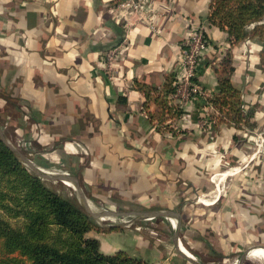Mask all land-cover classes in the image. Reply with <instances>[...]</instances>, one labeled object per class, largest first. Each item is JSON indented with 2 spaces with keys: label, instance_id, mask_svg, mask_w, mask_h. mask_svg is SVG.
I'll return each mask as SVG.
<instances>
[{
  "label": "crops",
  "instance_id": "0c3cea01",
  "mask_svg": "<svg viewBox=\"0 0 264 264\" xmlns=\"http://www.w3.org/2000/svg\"><path fill=\"white\" fill-rule=\"evenodd\" d=\"M123 2L0 0V131L33 138V162L77 178L82 202L180 214L163 218L179 223L180 249L193 259L176 248L174 225L169 240L135 217L89 234L105 254L264 264V38L232 41L210 22L211 0H146L143 17ZM195 28L210 48L193 89L177 96L181 49ZM226 66L239 115L234 97L221 103Z\"/></svg>",
  "mask_w": 264,
  "mask_h": 264
},
{
  "label": "trees",
  "instance_id": "16d2710c",
  "mask_svg": "<svg viewBox=\"0 0 264 264\" xmlns=\"http://www.w3.org/2000/svg\"><path fill=\"white\" fill-rule=\"evenodd\" d=\"M209 20L226 30L234 42L246 39L249 34L262 39L264 0H211ZM228 72L229 69L224 70L227 74L220 80L221 103L227 104L234 97L231 106L239 115V98ZM51 182L61 181L45 179L30 170L0 135V264H145L124 251L102 252L99 239L89 234L120 227H103L86 210L75 191L70 194L56 190ZM132 204L108 199L102 206L104 210H114L117 205L127 210ZM144 208L159 207L145 205ZM151 228L157 236L158 229ZM166 231L172 233L170 224Z\"/></svg>",
  "mask_w": 264,
  "mask_h": 264
},
{
  "label": "built area",
  "instance_id": "2783aa9c",
  "mask_svg": "<svg viewBox=\"0 0 264 264\" xmlns=\"http://www.w3.org/2000/svg\"><path fill=\"white\" fill-rule=\"evenodd\" d=\"M145 1L146 0H125V2H123L120 5V7L122 11L132 10L135 13L141 14L143 17L145 15V11L146 10L149 11V4H146ZM142 17L140 16V18ZM147 20L149 21V19ZM150 25H152V27H155L154 23H151ZM209 48H210V45L207 39L205 38L204 32L202 31V29L200 28L191 29L181 49L179 73L177 76V82L175 83V91H174L175 95L185 96V95H188L187 93H189L193 89L192 79L194 78L196 74V68H197L198 62ZM116 53H117L116 50H111L107 54L108 61L110 64L115 58ZM111 76H112V73H111ZM195 88L196 87L194 86V89ZM260 139L264 141V137L260 136ZM17 146L20 149H24L26 151L36 149L33 138L19 139V143H17ZM42 169H45V168H42ZM45 170L49 172H53V173L61 172V171L58 172L54 169H53L54 171L49 170V169H45ZM147 219L151 220L152 218H147ZM125 222L130 223V219H126ZM172 222H173V225L175 226V222L174 221Z\"/></svg>",
  "mask_w": 264,
  "mask_h": 264
},
{
  "label": "water",
  "instance_id": "95a60500",
  "mask_svg": "<svg viewBox=\"0 0 264 264\" xmlns=\"http://www.w3.org/2000/svg\"><path fill=\"white\" fill-rule=\"evenodd\" d=\"M1 137L7 142V144L18 154V156L27 164L32 171H34L36 174L39 176L45 178V179H50V180H57L55 176H52L48 174V172L42 170L39 166H37L31 159L26 158L24 154L22 153L21 150H19L17 147H15L10 141L6 138V136L0 131ZM53 174V173H52ZM63 174L62 176H65L66 180H62L61 182L63 183H79L78 179L75 177H72L66 173H59ZM70 185V184H68ZM84 197V196H83ZM86 210L90 212L97 220L105 219L106 218H116V217H135L136 219H147V218H157V217H166V218H180V214L171 211V210H143V211H137V210H101L98 213H93L86 205L85 202H83ZM175 233H174V242L176 245V248L182 252L180 249V244H179V223H175ZM183 255L192 260L193 258L189 256L188 254H185V252H182Z\"/></svg>",
  "mask_w": 264,
  "mask_h": 264
},
{
  "label": "rangeland",
  "instance_id": "374dc122",
  "mask_svg": "<svg viewBox=\"0 0 264 264\" xmlns=\"http://www.w3.org/2000/svg\"><path fill=\"white\" fill-rule=\"evenodd\" d=\"M8 139H10V138H8ZM10 141V143H12L15 147H17L19 150H21L22 151V153L24 154V156L26 157V158H29V159H31L32 161H34V157L33 156H31V154H29V152H27L26 150H24V149H20L18 146H17V143H19V140L18 139H16L15 137L13 138V140H9ZM26 151V152H25ZM35 162V161H34ZM27 165V164H26ZM28 166V165H27ZM28 168L30 169V167L28 166ZM45 169H49V170H52V171H54L53 169H51V168H45ZM31 170V169H30ZM56 171H58V172H60L59 170H56ZM61 173V172H60ZM51 185L56 189V190H59V191H62V192H69L70 194L72 193L73 194V191H74V189L72 188V187H70V185H68V184H66V183H54V182H51ZM78 185H80L81 187H82V185L80 184V183H78ZM78 198V197H77ZM82 202V201H81ZM92 202V204H94V206L95 207H97L96 209H103L105 206H102L103 204L101 203V202H98V201H91ZM124 210V209H121V208H119V207H117V208H114V210ZM125 219H130V218H125ZM116 219L115 218H113V219H110V220H108V219H101V220H99V222L101 223V225L103 226V227H109V225H112V224H115V223H117L118 221H115ZM167 221L169 222V224L172 226V228H173V224H172V222L168 219H165V218H163V220H156V219H152L151 221H144L143 222V224H147V225H150V226H152V227H155V228H157L158 229V235L160 236V237H167V239H169V240H171V237H172V233L171 232H168V231H166V229H167ZM12 222H14L15 224H16V221H12ZM152 229V228H151ZM153 231H154V229H152ZM162 230H164V231H162ZM157 232V231H156ZM163 232V233H162ZM0 251H1V249H0ZM2 255H3V253H1Z\"/></svg>",
  "mask_w": 264,
  "mask_h": 264
},
{
  "label": "bare ground",
  "instance_id": "6f19581e",
  "mask_svg": "<svg viewBox=\"0 0 264 264\" xmlns=\"http://www.w3.org/2000/svg\"><path fill=\"white\" fill-rule=\"evenodd\" d=\"M42 170H44V171H46V172H48L47 170H45V169H42ZM228 172V171H227ZM235 172V171H234ZM53 172H48V174H50V175H52V176H55V178L57 179V180H59V181H62V180H66L65 179V176H62L63 174H59V173H53ZM227 174V173H226ZM230 174V173H229ZM216 177V176H215ZM223 180H224V178H223ZM56 181V180H55ZM68 184H70V187H72L73 189H74V191H75V193H76V195H77V197L78 198H82V196H83V191H82V187L80 186V185H78V183H68ZM223 184V183H222ZM220 187V186H219ZM222 190V189H221ZM218 192V191H217ZM219 193H220V191H219ZM217 198V197H216ZM79 200V199H78ZM87 201V200H86ZM82 204V203H81ZM86 205H87V207L93 212V213H98L99 211H97L96 209H95V207L89 202V201H87L86 202ZM105 219H108V220H110L111 218H106L105 217ZM175 222V221H174ZM180 245H181V243H180ZM183 245V244H182ZM186 248V247H185ZM262 252V251H261ZM264 252V251H263ZM190 253V252H189ZM257 253V252H256ZM258 254V253H257ZM190 255V254H189ZM264 256V255H263ZM256 262V261H255ZM257 263V262H256Z\"/></svg>",
  "mask_w": 264,
  "mask_h": 264
}]
</instances>
